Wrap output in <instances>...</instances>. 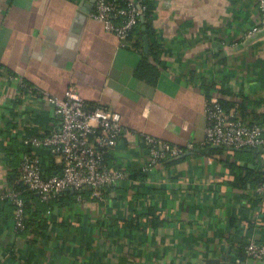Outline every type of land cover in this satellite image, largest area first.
Segmentation results:
<instances>
[{"label": "crops", "instance_id": "crops-1", "mask_svg": "<svg viewBox=\"0 0 264 264\" xmlns=\"http://www.w3.org/2000/svg\"><path fill=\"white\" fill-rule=\"evenodd\" d=\"M153 2V36L139 51L92 17L95 0H0V264H264L241 253L251 241L264 244V197L259 185L232 186L229 168L264 176V148L209 155L206 144L213 99L264 126V37L250 40L258 3ZM142 52L159 69L156 85L136 76ZM69 89L121 115L123 136L106 161L131 179L105 189L104 201L89 193L48 206L39 235L17 231L4 198L10 171L29 148L46 176L61 172L48 149L26 140L59 127L47 97ZM146 137L193 150L147 171ZM138 215L141 229L126 225Z\"/></svg>", "mask_w": 264, "mask_h": 264}, {"label": "built area", "instance_id": "built-area-1", "mask_svg": "<svg viewBox=\"0 0 264 264\" xmlns=\"http://www.w3.org/2000/svg\"><path fill=\"white\" fill-rule=\"evenodd\" d=\"M260 19L255 32L264 29V0H256ZM146 8L141 0H96L92 17L101 21L108 32L114 33L121 47H132L130 34L145 18ZM252 33V32H251ZM54 104L60 117L58 128L42 137L27 138L26 144L33 148H46L61 166V172L46 176L40 160L33 153L24 152L18 172L27 190L35 192L44 203L73 189L78 202L84 201L82 191L90 190L92 198L104 201V188L131 179L126 168H113L106 155L115 150L123 136L121 115L107 105L89 107L84 98L74 89H69L64 98L47 97ZM206 144L228 149L264 148V126L249 123L238 111L227 110L213 99L206 107ZM149 146L147 171L167 159L177 158L187 150L153 137H146ZM257 192L264 195V183ZM15 206L14 223L17 231L25 229V200L20 191L4 195ZM246 256L264 262V244L251 241Z\"/></svg>", "mask_w": 264, "mask_h": 264}, {"label": "trees", "instance_id": "trees-1", "mask_svg": "<svg viewBox=\"0 0 264 264\" xmlns=\"http://www.w3.org/2000/svg\"><path fill=\"white\" fill-rule=\"evenodd\" d=\"M141 2L146 8V12H145L144 21L141 22L143 24L140 23V25H144L145 30H142L141 28L139 29L135 28V30L130 34L129 37V42L132 44L131 46L135 47L139 51L140 49L142 50L143 48L144 36L147 35L149 36V38L153 36L152 16L155 10V4L153 0H141ZM142 53H143V59L138 69L136 70V76L142 80H146L152 85H156L160 75L159 69L148 63L147 54H145L144 52ZM221 150H225V149L224 148L212 149L209 150L208 154L209 155H214V154L217 155L218 153L221 154L222 153ZM25 152L31 153L29 148L26 149ZM15 154L19 156L17 150L15 151ZM229 168L231 173L235 177V180L231 182V184L236 188H240L246 191L250 183H253L257 186L264 183V176L260 175L259 173L250 171L248 172L247 175H244L243 168L234 164H230ZM9 179H10V185L13 188V190L20 191L22 193V197L25 200V229L22 230L23 233H33L35 235L41 234V229L42 230L44 229L43 231L46 230V219L42 217L39 218V216L44 213L45 209H47L48 206L49 207L52 206L53 204L71 205L76 197V193L73 194L70 191H65L51 202L44 203L41 201L40 196H38L35 192L27 190L26 186L21 181V177L17 170V167H12L10 171ZM112 187H113L112 185L107 186L106 188H104V190L105 189L110 190L112 189ZM89 193L91 192L88 189L82 191L83 196ZM260 196L264 197V195H260ZM150 216L152 220L155 219L154 211L152 209H150ZM138 217H140V215L134 218L131 217L128 221H126L127 223L126 225H128L130 222L133 225V221L138 220ZM133 227H135L134 229L136 230L141 229L140 225L137 223L133 225ZM241 253L243 256L245 250L242 249Z\"/></svg>", "mask_w": 264, "mask_h": 264}, {"label": "water", "instance_id": "water-1", "mask_svg": "<svg viewBox=\"0 0 264 264\" xmlns=\"http://www.w3.org/2000/svg\"><path fill=\"white\" fill-rule=\"evenodd\" d=\"M95 2H96V0H95ZM143 22V21H142ZM262 37H264V29H261L260 31H258V32H256V33H254V35L251 37V42L252 41H254V40H257V39H259V38H262ZM219 146H210V148H213V149H216V148H218ZM226 149H228V148H226ZM229 150V149H228ZM231 150H234V151H238V150H236V149H231ZM68 191H71V192H75L73 189H69ZM210 264H227V263H222L221 261H219V260H212V261H210Z\"/></svg>", "mask_w": 264, "mask_h": 264}]
</instances>
